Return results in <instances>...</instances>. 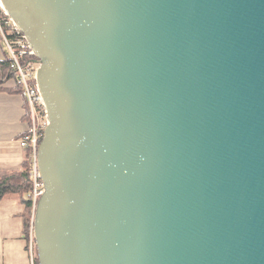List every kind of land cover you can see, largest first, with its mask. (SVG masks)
<instances>
[{
	"label": "water",
	"instance_id": "1",
	"mask_svg": "<svg viewBox=\"0 0 264 264\" xmlns=\"http://www.w3.org/2000/svg\"><path fill=\"white\" fill-rule=\"evenodd\" d=\"M48 125L39 264H264V0H1Z\"/></svg>",
	"mask_w": 264,
	"mask_h": 264
},
{
	"label": "built area",
	"instance_id": "2",
	"mask_svg": "<svg viewBox=\"0 0 264 264\" xmlns=\"http://www.w3.org/2000/svg\"><path fill=\"white\" fill-rule=\"evenodd\" d=\"M0 34L3 46L7 51L10 68L16 73L21 85V94L25 100L26 118L29 129L19 139L20 146L28 153L27 161L31 167L29 180L31 182L30 197L34 205V213L39 199L45 192L44 183L38 168V149L43 141L45 129L49 123L43 97L39 91L36 77L39 63L34 51L25 36L5 11L0 0ZM27 249L30 264L38 263V254L34 239V222L29 232Z\"/></svg>",
	"mask_w": 264,
	"mask_h": 264
},
{
	"label": "crops",
	"instance_id": "3",
	"mask_svg": "<svg viewBox=\"0 0 264 264\" xmlns=\"http://www.w3.org/2000/svg\"><path fill=\"white\" fill-rule=\"evenodd\" d=\"M7 51L0 38V61ZM16 81L0 88V171L19 170L26 158L19 139L28 131L25 100L21 93L10 91ZM24 207L14 200L0 202V264H30L24 236Z\"/></svg>",
	"mask_w": 264,
	"mask_h": 264
},
{
	"label": "trees",
	"instance_id": "4",
	"mask_svg": "<svg viewBox=\"0 0 264 264\" xmlns=\"http://www.w3.org/2000/svg\"><path fill=\"white\" fill-rule=\"evenodd\" d=\"M2 40V36L0 34ZM15 80L16 87L10 91L21 93V85L16 73L10 68L8 57L5 61H0V87L6 82ZM2 89V88H0ZM28 153L22 167L19 170L0 171V202L14 200L24 207V236L28 238L33 222L34 205L30 197L31 182L29 173L31 167L27 161Z\"/></svg>",
	"mask_w": 264,
	"mask_h": 264
}]
</instances>
